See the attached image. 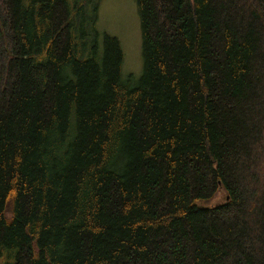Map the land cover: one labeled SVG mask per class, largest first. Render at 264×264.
Returning a JSON list of instances; mask_svg holds the SVG:
<instances>
[{
	"label": "trees",
	"instance_id": "obj_1",
	"mask_svg": "<svg viewBox=\"0 0 264 264\" xmlns=\"http://www.w3.org/2000/svg\"><path fill=\"white\" fill-rule=\"evenodd\" d=\"M135 1L137 81L98 4L0 0V264H264V0Z\"/></svg>",
	"mask_w": 264,
	"mask_h": 264
},
{
	"label": "rangeland",
	"instance_id": "obj_2",
	"mask_svg": "<svg viewBox=\"0 0 264 264\" xmlns=\"http://www.w3.org/2000/svg\"><path fill=\"white\" fill-rule=\"evenodd\" d=\"M79 1V0H75ZM97 6L94 27L100 34L98 44L101 45V36L105 33L117 38L122 53L123 63L121 76H131L137 81L143 72V59L141 52L140 22L135 0H84L85 29L89 27V20L94 14V6ZM89 18V19H88ZM90 39L88 45L90 46ZM226 202V194L219 189L212 198L198 203L202 207H214ZM9 208H7V212Z\"/></svg>",
	"mask_w": 264,
	"mask_h": 264
}]
</instances>
